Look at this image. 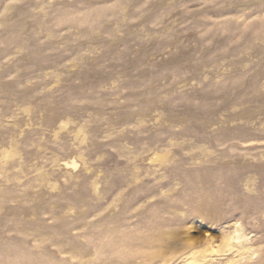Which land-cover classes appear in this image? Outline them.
Here are the masks:
<instances>
[{
    "label": "rangeland",
    "instance_id": "rangeland-1",
    "mask_svg": "<svg viewBox=\"0 0 264 264\" xmlns=\"http://www.w3.org/2000/svg\"><path fill=\"white\" fill-rule=\"evenodd\" d=\"M0 264H264V0H0Z\"/></svg>",
    "mask_w": 264,
    "mask_h": 264
}]
</instances>
